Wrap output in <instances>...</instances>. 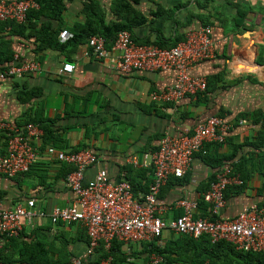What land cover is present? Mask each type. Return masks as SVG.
I'll return each instance as SVG.
<instances>
[{
	"label": "crops",
	"instance_id": "0c3cea01",
	"mask_svg": "<svg viewBox=\"0 0 264 264\" xmlns=\"http://www.w3.org/2000/svg\"><path fill=\"white\" fill-rule=\"evenodd\" d=\"M66 1L67 22L83 19L80 14L82 0L81 5L74 6L70 1L75 0ZM110 1L101 0L107 7ZM159 2L166 9L176 7L170 13L150 16V22L137 27L135 33L140 39L152 41L158 35L166 39L184 37L187 30L202 26L199 18L191 16L199 11L196 0ZM181 3L185 5L178 7ZM139 7L148 14L157 9L151 0H143ZM208 12L215 52L194 71L206 78L219 74L222 78L206 102L190 95L176 104L152 101V92L174 84L175 72L135 70L123 73L117 68L121 52L112 47L109 56L100 59L85 43L67 57L59 49L35 51L32 41L13 36L12 47L19 61H39L42 69L38 73L0 80V121L9 125L0 129V153L6 147V130L25 129L28 111L41 103L47 124L64 141L63 148L55 146L57 149L76 151L85 144L98 155V162L85 171L86 180L92 179L99 169H105L113 180L128 177L140 188L139 194L148 190L153 179V153L164 134L189 133L199 122L223 113L231 123V130L226 141L217 148L212 147L209 154L214 158L215 155L224 157V163L212 165L203 154H196L183 180L172 176L162 187L159 202L173 206L167 217L178 216L183 212L176 207L180 199L198 201L222 167L231 166L236 171L240 164L241 178L248 176L244 188L236 193L234 185H230L226 205L218 217L233 218L252 205L264 207V0H214ZM8 33L9 28L2 34ZM67 62L74 63L75 69L60 73ZM34 92L39 95L35 96ZM41 141V137L32 140L38 154L28 173L14 177L0 174L1 207L10 208L34 198L39 209L50 210L74 201L75 194L65 181L72 166L63 165L49 154L47 147L50 145L41 147ZM196 215L213 216L210 204L206 210L199 207ZM35 221L33 224L24 221L20 242H31L35 235L41 236L57 252L56 259L61 253L63 261L67 260L65 252L72 262L76 258L85 263L98 259L97 252L87 253L88 235L80 224L53 223L49 217ZM173 239L174 232L165 230L161 240L122 243V252L113 259L115 264H154L153 256L157 253L151 243L163 247ZM0 241L2 246L6 242V251H13L11 243L1 237ZM128 246L131 253L127 251ZM162 263L163 260L159 264Z\"/></svg>",
	"mask_w": 264,
	"mask_h": 264
},
{
	"label": "built area",
	"instance_id": "2783aa9c",
	"mask_svg": "<svg viewBox=\"0 0 264 264\" xmlns=\"http://www.w3.org/2000/svg\"><path fill=\"white\" fill-rule=\"evenodd\" d=\"M38 7L35 0H0V20L24 22L29 10ZM73 37L74 33L67 28L60 31L61 42ZM86 44L100 59L110 54L103 35H92ZM112 48L121 52L117 68L123 73L135 70L175 72L174 84L151 93L150 97L154 102L176 104L187 95L197 96L207 89V78L196 74L194 69L200 62L214 55L215 42L211 24L187 30L184 39L170 48L137 43L130 31L121 30ZM15 60L6 68L0 67V80L38 73L42 69L39 61L18 62V54H15ZM74 69L75 64L67 62L60 68V73L72 72ZM8 126L0 121V129ZM230 130L231 123L225 117L214 115L199 122L191 133L164 134L153 153V179L148 190L139 194H135L128 179L123 177L113 180L105 169H99L92 179L86 180V169L99 159L90 148L66 151L50 145L47 147L49 154L54 155L58 161L73 166L65 181L75 194L74 201L68 206H55L50 210L39 209L34 198L10 208L0 206V237L19 236L25 220L33 224L37 218L49 217L53 223H78L83 226L89 238L88 254H93L101 242L110 248L114 240L125 244L161 240L165 230L193 237L208 235L212 241L226 240L240 250L264 252V207L252 205L233 218L218 217L227 202L225 191L228 186L243 183L240 174L231 166L222 167L210 188L203 193L215 218L196 217L199 208L197 200L180 199L176 207L182 208L183 212L176 217L166 216L173 206L159 202L161 189L169 178L184 177L195 154L203 150L206 143H224ZM11 131L13 133L6 151L0 153V174L9 177L30 169L38 154L32 140L43 134V129L34 123L27 124L25 129L12 128ZM131 161L138 164L136 159ZM1 246L0 241V248ZM127 251L131 253L129 246ZM162 260V255L153 256L154 264H159ZM82 263L81 258L73 261V264ZM0 264L12 263H4L0 257ZM101 264H113V257L109 256Z\"/></svg>",
	"mask_w": 264,
	"mask_h": 264
},
{
	"label": "trees",
	"instance_id": "16d2710c",
	"mask_svg": "<svg viewBox=\"0 0 264 264\" xmlns=\"http://www.w3.org/2000/svg\"><path fill=\"white\" fill-rule=\"evenodd\" d=\"M35 1L39 4V7L31 8L28 12L27 19L24 22L20 23L15 20H0L1 68H6L8 65L13 64L16 61L15 50L12 47L13 36L32 41L35 45V51L39 52L51 49H59L65 52L67 57H70L71 53L75 52L81 45L87 43L88 39L92 35H103L106 38L107 47L110 48L113 46L121 30L130 31L133 40L137 43L156 44L163 48L173 47L179 41L184 39L182 36L166 39L163 36L158 35L155 40L151 41L149 38L144 40L140 39L136 35L135 29L150 22V16H158L163 13H170L171 11H174L176 6L174 8L166 9L159 2V0H151L157 5V9L151 11L150 14L145 13L140 9L139 5L143 0H111L108 7L105 6L101 0H82L80 14L83 16V19L74 20L71 23L67 22L65 18L66 11L68 10L66 0ZM212 1L214 0H196L195 2L199 11L191 13V16H196L199 18L202 22V25L211 24L210 14L209 12L207 13V8ZM184 5L185 3H181L177 6L180 7ZM241 14L244 16L243 13ZM216 17L220 19L218 16ZM222 19L224 20L223 17H221L220 20L223 21ZM7 28H9V33L8 35L6 34V36H4L2 33ZM64 28L71 30L74 33V37L66 42H61L59 39V34ZM18 62L20 61L18 60ZM221 78L222 76L220 74L207 78V89L204 92L198 93L197 97L201 99V101L206 102L209 97L208 95L216 89L217 83L219 80H221ZM34 95H39V93L34 92ZM43 108V105L39 103L37 107L30 109L28 111L29 115L26 119V124L34 123L43 129V134L41 136V147L49 144L63 148L62 143H64V141L62 138H60L59 134L47 124V119L44 116ZM218 116L224 117L223 113L218 114ZM86 127L88 129H92L88 125ZM6 131L7 132L4 136L6 138L5 144L7 146L8 140L11 136V133L13 132L11 130ZM220 144L223 143H206L203 147V150L197 152L196 154H203L209 163L212 165L221 166L222 163H224V157H217L215 155L214 158L211 156V154H209L212 147L217 148ZM82 147L86 148L87 145L85 146V144H82ZM5 151L6 147L1 153H5ZM76 151H78V149ZM33 164L28 171L20 172L16 175L28 173L32 169ZM63 165L71 166L66 163H63ZM72 169L73 166L70 168L69 172ZM240 171L242 172V167L240 164H237L235 172L240 174ZM240 176L242 177L241 174ZM171 177L169 178L168 182L170 181ZM185 177L186 175L184 177L177 178L178 180H183ZM125 178L130 181L128 177ZM247 178L248 176L242 178V184L234 185V192L237 193L242 191L244 188L245 179ZM214 179L215 177L211 178V183ZM132 185L135 194H137V190L140 188H138L135 183H132ZM231 187L232 186H228L225 191L226 198L230 193ZM198 202L199 207L203 210H206V208L209 206V204L204 200L203 196H201ZM197 216L198 215H196V217ZM210 218L213 219L215 217L211 216ZM21 236V234L16 237L2 236L3 239L11 243V246L13 247V251H6V248H4L6 242H4V245L0 248V257L4 263L73 264L68 252H65V257H67V260L65 259V261H63L61 258V253H59V257L56 259L54 254L57 252L52 249L50 244L47 243L41 236L37 237L35 235V238L31 242H20L19 240ZM151 245L155 253L163 256L162 264H264V252L240 250L237 249L231 242L226 240L212 241L208 235L193 237L188 234L174 233V239L171 243H167L163 247H160V245H157L156 243H151ZM96 252L99 254L98 259L87 263L83 262L82 264H101L102 260L108 258L109 256L115 258L117 254L122 252V242L114 240L110 248H107L104 242H101L96 248L95 253ZM113 264H115L114 259Z\"/></svg>",
	"mask_w": 264,
	"mask_h": 264
},
{
	"label": "rangeland",
	"instance_id": "374dc122",
	"mask_svg": "<svg viewBox=\"0 0 264 264\" xmlns=\"http://www.w3.org/2000/svg\"><path fill=\"white\" fill-rule=\"evenodd\" d=\"M69 1H70V0H69ZM70 2L73 3V6H74V5H81V4H80V2H81L80 0H75V1H70ZM74 3H76V4H74ZM65 17H67V15H65ZM35 220H36V219H35ZM35 220H34L33 222H36Z\"/></svg>",
	"mask_w": 264,
	"mask_h": 264
}]
</instances>
